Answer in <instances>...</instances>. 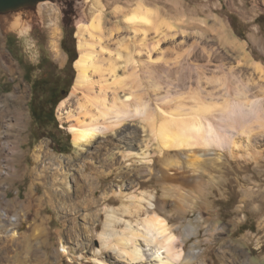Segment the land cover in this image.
I'll list each match as a JSON object with an SVG mask.
<instances>
[{
    "label": "rangeland",
    "instance_id": "374dc122",
    "mask_svg": "<svg viewBox=\"0 0 264 264\" xmlns=\"http://www.w3.org/2000/svg\"><path fill=\"white\" fill-rule=\"evenodd\" d=\"M138 4L151 10V25L137 24V19L129 22ZM98 16L101 36L96 49L102 52L103 48V57L120 56L121 62L126 53L133 56L136 67H127L125 80L135 82L138 99L150 102L153 109L162 106L167 112L181 109L186 113L198 101L194 98L211 101L208 93L222 103L238 98L242 83L248 87L247 102L262 100L264 108V80L253 66L258 62L264 67V0H45L0 13V264H96L95 259L127 264L119 262L112 251L101 250L99 235L111 211L140 229L147 213L128 216L120 209L141 194L155 197V212L180 235L183 262L193 250L197 258L192 264H264L262 127L255 124L250 134L257 141L234 150V157L228 151L215 150L220 159L215 160L213 170L198 168L202 185L195 178L197 173L196 182L158 183L155 173L160 169L170 172L183 163L185 170H195L200 165H196V157L190 156L186 162L176 151L169 158L162 157L157 139L139 120L131 124L139 134L133 160L122 161L120 156L121 138L128 131L111 130L97 135L86 147H74L69 127L75 121L65 116L60 119L58 106L56 118L70 148L66 145V152H60L49 139H33L28 108L31 86L23 79L24 65L36 66L46 57L63 68L67 56L60 42L66 23L75 30L77 47L78 26ZM144 27L150 30L143 41L136 30ZM8 36L13 53L6 44ZM158 38L162 39L149 64L144 63L145 45L153 46ZM226 74H231L230 94L223 85L212 82ZM39 75L36 70L29 78ZM156 76L159 82L154 80ZM156 95L160 100L155 101ZM69 107L76 110L75 105ZM156 118L160 122L161 117ZM261 119L264 121V113ZM60 137L56 134L55 140L63 144ZM5 141L16 142V155L2 151ZM141 152L161 161L146 165ZM148 168L154 169V175L148 174ZM176 189L182 194L181 202L176 199ZM162 202L166 207H161ZM124 227L123 222H115L114 233L121 235ZM115 239L110 237L108 243L114 244ZM144 246L142 243L146 258L137 264H156ZM34 249L37 254H32Z\"/></svg>",
    "mask_w": 264,
    "mask_h": 264
},
{
    "label": "bare ground",
    "instance_id": "6f19581e",
    "mask_svg": "<svg viewBox=\"0 0 264 264\" xmlns=\"http://www.w3.org/2000/svg\"><path fill=\"white\" fill-rule=\"evenodd\" d=\"M150 11L143 4H138L136 11L128 20L133 22V19H137L138 21L135 23L149 26L152 22L149 19ZM100 22L98 16L97 19L93 18L89 23L78 26L75 35L79 56L74 62L75 80L68 97L58 105L60 119L65 116L67 119H74L75 121L69 127L71 142L74 147L80 149L86 147L93 142L97 135L107 134L111 130L118 129L117 131L121 134L128 131V135L121 138L122 142L120 143L123 144V151L120 156L123 158L122 161L133 160L137 156L135 150L139 134L138 129H136L137 126L131 124L139 120L140 123H143V128H148L150 135L157 139L159 144L157 152L162 157L168 156L169 158L171 153L176 151V154L183 157L186 162L190 156L196 157L195 163L200 165L195 170H185L182 163V165L177 164L171 168L170 172L160 169L156 173L154 169L148 168V174L151 176L155 173L158 183L162 184L166 181L174 182L178 180L196 182L193 179L194 174L197 173L198 177L195 178L202 185V178L200 177L202 174H200L198 168H201L204 172H207L209 168L213 170L215 160L220 159L215 150L228 151L234 157L237 154L234 150L241 151V149H245L252 144L253 141H257L251 137L250 133L255 124L264 129V121L261 119V114L264 113L263 102L259 99L247 102L245 92L248 87L242 85L243 83H239L240 89L237 90L238 93L236 92L239 95L238 98H229L223 100L222 103H217L211 99V93H208L211 101L206 102L207 100L204 98L202 99L205 101H199V99L194 98L195 102L198 101L195 106L189 108V112L186 110V113H183L181 109H178V113H174L176 111L170 112L171 110L167 112V109L161 108L162 106L153 109L150 102L140 101L136 93L137 85L133 81L127 82L124 75V71L128 69L127 67L130 66V69L136 67L133 56L126 53L127 56L121 62L118 59L120 56L117 57L118 60L110 55L103 57V48L102 52L97 50L96 46H100L98 39L101 36ZM149 30L150 27H144L143 30H136V32H141L144 41ZM162 38L155 39L156 42L151 44L153 46L145 45L143 51L146 52L147 62L144 63L149 64L148 61L151 60V55ZM253 66L259 77L264 80V67L258 62ZM183 69H187V67ZM119 70L123 72L121 75L118 73ZM154 80L159 82L160 78L156 76ZM212 82L220 83L218 84L220 86L223 85L227 94L233 90L230 87L231 74L214 79ZM121 93L123 96L120 95ZM158 96H155V101L160 100ZM225 96L227 95L225 94ZM73 105H75V111L70 110L69 106ZM173 107L176 109L179 106ZM158 115L161 117L159 123L156 120ZM1 148L3 152L11 156L16 155L19 150L16 142L12 141L3 142ZM141 155L146 161V165L151 164V166H154L161 159L158 156L150 159L149 154L142 152ZM155 159L157 162H155ZM133 162L136 163L135 160ZM192 162L190 163L192 164ZM56 172L58 173V171ZM127 179L130 180L131 178L128 176ZM169 190L171 188L168 187ZM175 192L178 195L177 201H183L182 194L178 192V189ZM154 199L155 197L150 194H141L139 197L133 196L132 203L120 209L123 215L128 216H137L141 212L147 213L140 229H134L130 221L117 218L115 211L108 213L104 230L99 235L101 250L112 251L119 262L137 264L146 258V253L142 249L143 243L149 251V258L156 261V264H192L197 258L196 253L193 250L188 252L183 262V240L179 237L180 235L177 236L174 233L173 228L162 216L157 215L155 212L157 205ZM164 206L165 203L161 207ZM4 217L7 216L3 215ZM115 222L125 224L121 235L114 233L113 224ZM12 236L14 238L18 237V233L14 231ZM112 236L116 239L114 244L111 245L110 242L108 243V239ZM62 252L64 255L69 253L64 247ZM99 253L101 254V251ZM32 254H37V250L34 249ZM94 262L96 264H107L99 259H95Z\"/></svg>",
    "mask_w": 264,
    "mask_h": 264
},
{
    "label": "trees",
    "instance_id": "16d2710c",
    "mask_svg": "<svg viewBox=\"0 0 264 264\" xmlns=\"http://www.w3.org/2000/svg\"><path fill=\"white\" fill-rule=\"evenodd\" d=\"M74 33L73 26L66 23L60 42L61 49L67 56V63L63 68L60 69L50 59L44 57L36 66L24 65L23 73L24 81L31 86L28 108L33 125L32 137L37 141L44 138L51 140L60 152H66L63 148L67 145L69 149L70 146L68 136H64L59 128L55 111L58 104L68 95L75 78L73 63L77 58V52ZM10 39L11 36L6 38V44L13 53L9 45ZM18 62L22 64L20 60ZM36 70L40 71V75L30 79V74ZM56 134L61 136L63 144L56 142Z\"/></svg>",
    "mask_w": 264,
    "mask_h": 264
},
{
    "label": "water",
    "instance_id": "95a60500",
    "mask_svg": "<svg viewBox=\"0 0 264 264\" xmlns=\"http://www.w3.org/2000/svg\"><path fill=\"white\" fill-rule=\"evenodd\" d=\"M40 1H45V0H0V13L10 11V10H16V9L26 7V6H35ZM76 51H77V58H78L77 47H76ZM73 67H74V63H73Z\"/></svg>",
    "mask_w": 264,
    "mask_h": 264
}]
</instances>
